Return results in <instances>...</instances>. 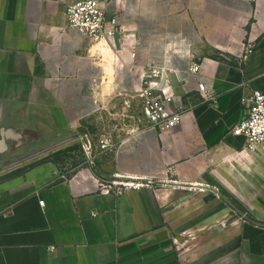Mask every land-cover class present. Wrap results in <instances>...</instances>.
Here are the masks:
<instances>
[{"label": "crops", "instance_id": "1", "mask_svg": "<svg viewBox=\"0 0 264 264\" xmlns=\"http://www.w3.org/2000/svg\"><path fill=\"white\" fill-rule=\"evenodd\" d=\"M79 1L0 0V264H264V144L232 132L264 91V0H107L101 42L69 28ZM153 69L187 107L173 131L143 114ZM86 132L112 140L92 168ZM116 175L149 187L100 189Z\"/></svg>", "mask_w": 264, "mask_h": 264}, {"label": "built area", "instance_id": "2", "mask_svg": "<svg viewBox=\"0 0 264 264\" xmlns=\"http://www.w3.org/2000/svg\"><path fill=\"white\" fill-rule=\"evenodd\" d=\"M107 0H82L67 7L66 15L69 28L76 29L93 42L112 41L121 34L122 25L117 17H108L103 7ZM253 51V45L245 47V58ZM133 58L136 57V50H131ZM200 66L193 64L190 72H198ZM166 71L153 69L144 72L141 81L142 85L138 91V97L142 102L144 116L148 119L149 125L162 131H173L183 121L187 107L182 99L168 93L169 79ZM166 75V85L162 87L160 82L154 79H161ZM199 91L206 101L217 103V95L214 90L209 89L205 84L199 85ZM245 106L249 108L248 116L233 129V134L244 138V148L256 151L264 144V91H254L245 100ZM82 150L89 167L95 166V149L98 146L101 150H107L112 145L109 137L103 136L95 141L89 132L80 137ZM100 189L122 195L129 190H140L149 187L144 179L133 176L116 175L112 180L97 179ZM45 206V202H40Z\"/></svg>", "mask_w": 264, "mask_h": 264}, {"label": "rangeland", "instance_id": "3", "mask_svg": "<svg viewBox=\"0 0 264 264\" xmlns=\"http://www.w3.org/2000/svg\"><path fill=\"white\" fill-rule=\"evenodd\" d=\"M72 150H73L72 151L73 152V156H74V154L77 155L78 157L81 156V149H80L79 146L73 147ZM83 154H84V152H83ZM69 156H70L69 154L64 153V151L62 150L61 152H58L55 157L57 158V160H61L63 162L64 159L66 160ZM244 221H246L247 223L251 222L248 219H244Z\"/></svg>", "mask_w": 264, "mask_h": 264}]
</instances>
